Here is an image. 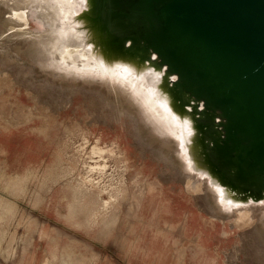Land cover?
Listing matches in <instances>:
<instances>
[{
    "label": "rangeland",
    "instance_id": "1",
    "mask_svg": "<svg viewBox=\"0 0 264 264\" xmlns=\"http://www.w3.org/2000/svg\"><path fill=\"white\" fill-rule=\"evenodd\" d=\"M39 1L12 23L0 6V264H264V223L231 227L209 191L186 190L183 132L141 115L133 76L115 91L54 63L80 1Z\"/></svg>",
    "mask_w": 264,
    "mask_h": 264
},
{
    "label": "water",
    "instance_id": "2",
    "mask_svg": "<svg viewBox=\"0 0 264 264\" xmlns=\"http://www.w3.org/2000/svg\"><path fill=\"white\" fill-rule=\"evenodd\" d=\"M69 24L96 63L154 80L227 204L264 202V0H87Z\"/></svg>",
    "mask_w": 264,
    "mask_h": 264
},
{
    "label": "bare ground",
    "instance_id": "3",
    "mask_svg": "<svg viewBox=\"0 0 264 264\" xmlns=\"http://www.w3.org/2000/svg\"><path fill=\"white\" fill-rule=\"evenodd\" d=\"M39 1V0H38ZM44 0H41V2L43 3ZM48 1V0H46ZM53 0H51L52 2ZM80 1V0H79ZM22 2H24V0H0V6H8V7H11V9L14 8V10H12L11 12V15L9 16H6V18H4L3 22H1L2 20H0L1 23H9L11 22L12 20L13 21H18V17L20 18V20H23L24 19V15L22 14V7L20 8L19 6H21ZM28 2V0H27ZM31 2V1H30ZM35 2V1H33ZM40 2V1H39ZM50 2V1H49ZM54 2V1H53ZM29 3V2H28ZM66 3V4H65ZM31 4V3H30ZM33 4V3H32ZM49 4V3H47ZM52 4V3H51ZM64 9H67V8H70L74 5L73 1L72 0H64ZM46 5V4H45ZM44 5V6H45ZM55 6V5H54ZM51 9H53V7ZM26 7V5L24 6ZM6 8V7H5ZM46 8V7H45ZM57 8V7H56ZM27 9V8H26ZM55 9V8H54ZM44 10V9H43ZM49 11L51 12L52 10L49 9ZM55 11V10H54ZM64 11V10H63ZM47 11V13H50ZM53 12V11H52ZM56 12V11H55ZM54 12V14H56ZM9 13V12H8ZM7 13V14H8ZM41 13V12H40ZM13 14V15H12ZM42 14V13H41ZM45 14V12L43 13V15ZM58 14V13H57ZM49 15V14H48ZM47 15V16H48ZM50 16H54V15H50ZM16 17V18H15ZM46 17V16H44ZM3 18V17H1ZM49 19V18H48ZM47 19V20H48ZM12 23V22H11ZM17 24V23H15ZM21 24V23H20ZM23 24H26V22ZM2 25V24H1ZM5 25V24H4ZM27 25V24H26ZM14 29V27H11ZM16 28V27H15ZM20 28V27H19ZM23 28V27H21ZM7 29H10V28H7ZM7 29H5V31H7ZM12 29V30H13ZM11 30V29H10ZM17 30V28H16ZM5 31L3 32L5 34ZM20 31V30H19ZM53 31V30H51ZM11 32V31H10ZM23 33H27L29 34L30 32L28 31L27 28H23ZM46 33V32H45ZM50 33V32H48ZM52 33V32H51ZM3 34V36H4ZM9 33L7 32V36ZM22 34V33H21ZM39 33H37L38 35ZM16 35V34H14ZM76 35L78 38V33L74 34ZM13 36V35H12ZM20 36V35H19ZM40 36V35H39ZM37 36V37H39ZM43 36V34L41 35V37ZM47 36V35H46ZM50 36V35H48ZM35 37V36H34ZM33 37V38H34ZM3 38V37H2ZM7 38V37H6ZM44 38V37H42ZM38 39V38H36ZM41 39V38H40ZM47 39H50V38H47ZM52 39V38H51ZM1 40V39H0ZM39 40V39H38ZM37 40V41H38ZM54 41L56 40H60V39H56L53 38ZM80 38L78 39V41H75L73 43H70V44H66L65 48L64 49H68L69 50V54L68 56H65L64 55V50L62 51H54L56 52L55 56H57V61L54 60V63H60V61L63 59L65 60V66L64 64H62L64 66V68L66 69H70V65H75L76 67H83L84 70H87L89 68H91L94 64H96L95 61H93V59L90 57V55H88V52L86 51H78L77 48L81 45L80 42H79ZM4 41V40H3ZM35 41V40H34ZM62 41V40H61ZM45 42V40H44ZM46 42H49V41H46ZM32 43V42H31ZM35 43V42H34ZM50 43V42H49ZM54 43V42H53ZM3 44V43H2ZM37 44V43H36ZM42 44V43H41ZM46 44V43H45ZM55 45L58 44V41H56L54 43ZM53 44L52 47H55ZM63 44V43H62ZM4 45V44H3ZM2 45V46H3ZM64 45V44H63ZM5 46V45H4ZM40 46V45H39ZM38 46V47H39ZM42 46V45H41ZM45 46V45H43ZM58 47V45H56ZM60 46H62L60 44ZM30 47V46H29ZM34 47V45L32 46ZM37 47V45H36ZM35 47V48H36ZM64 47V46H63ZM44 48V47H42ZM59 48V47H58ZM41 49V48H40ZM53 49V48H52ZM51 49V50H52ZM60 49V48H59ZM63 49V48H62ZM36 50V49H35ZM42 50V49H41ZM54 50H57V49H54ZM47 51V50H46ZM6 55H7V58L6 59H9L8 57H10L11 55L8 53V51L6 50ZM48 53V52H47ZM54 55V53H53ZM48 57V55H46ZM50 56V55H49ZM70 57V59H69ZM52 59V57L50 58ZM54 59V58H53ZM3 60V59H2ZM5 64V60H3ZM11 61V60H10ZM60 66V65H59ZM58 67V66H57ZM56 67V68H57ZM61 67V66H60ZM49 69V68H48ZM63 68H61L62 70ZM60 70V71H61ZM52 71V70H51ZM62 72V71H61ZM65 72V70L63 71ZM62 72V73H63ZM132 76V75H131ZM130 76V77H131ZM130 77L128 79H130ZM114 80V79H113ZM132 81L133 84H136L138 87H139V90H142L143 93H145V95L143 97H141V99H146L145 101H149V100H155V98H158L157 94L154 92V80L153 79H149V78H146L144 77L143 79H135V78H132L130 79ZM116 82L113 84V89L115 91H119L117 89V80H115ZM117 99V98H116ZM119 100V98H118ZM144 105L143 108H142V114H144L145 116H148V122L152 121V123H157V124H160L161 122H163V125H168L167 128L169 127V125L171 126H175V128H180V130H178L177 132H183L182 135L184 134V128L186 125H182V123L176 118L175 122H171V116L172 113L169 112H165L163 109L159 108V106L157 105H152L151 108L150 106L147 104V103H144L142 102ZM121 111V110H120ZM140 115V114H139ZM145 116L144 119H145ZM141 118V117H140ZM146 121V120H145ZM149 124V123H148ZM159 127H162L164 128L165 126H159ZM153 128V127H152ZM155 128V127H154ZM153 128V129H154ZM174 128V129H175ZM188 128V127H187ZM185 128V129H187ZM152 129V130H153ZM159 128L157 127V130ZM169 129V128H168ZM171 129V128H170ZM173 129V128H172ZM171 129V130H172ZM156 130V128H155ZM176 130V129H175ZM159 131V130H158ZM158 131H156L158 133ZM163 131V129H162ZM160 130V132H162ZM173 131V130H172ZM176 132V131H175ZM164 131L161 133L163 134ZM166 133V132H165ZM181 134V133H180ZM171 135V134H170ZM178 135V134H177ZM177 137V136H176ZM179 140V139H178ZM180 141H178L177 143H179ZM180 144V143H179ZM180 149V153L182 152V154L185 155L184 157V165H183V169L185 168V175H184V185H185V188L186 190H188L189 192H191L192 194H198L204 190H207L211 193L213 199H214V202L216 204V206L220 209V211L224 212L225 214H231V217L228 219L229 221V225L231 227H236L237 229H244V228H247V227H252L256 224H258V222H263L264 223V202L263 203H249V204H243V205H238V206H230L229 204H227L224 200L223 202L221 201V192L220 190L217 188V187H213L209 184V181L206 177H204V175L202 174H199V173H196L195 171H193V169L191 168L190 166V163L188 162L187 160V155H186V151L185 149H183L185 151V153L183 152L182 148H179ZM105 150L97 145H94L91 149V153L92 155L93 154H98L99 156H101V154L104 152ZM94 166V165H93ZM104 190V189H103ZM108 190V189H107ZM111 194V192H110ZM153 198V197H152ZM1 200V199H0ZM104 203H108V201H104ZM213 218V217H212ZM3 220V219H2ZM0 220V221H2ZM7 228V227H6ZM259 231V230H258ZM224 234H229L228 233V230H225L224 231ZM82 259V257H81ZM88 264V263H87Z\"/></svg>",
    "mask_w": 264,
    "mask_h": 264
},
{
    "label": "snow or ice",
    "instance_id": "4",
    "mask_svg": "<svg viewBox=\"0 0 264 264\" xmlns=\"http://www.w3.org/2000/svg\"><path fill=\"white\" fill-rule=\"evenodd\" d=\"M54 3L57 7H59L61 9V11L63 10L64 0H54ZM79 6L86 7L87 6V0H80ZM71 14L75 15V12L73 11ZM65 18H67V17H65ZM61 35L62 36L66 35V33H64L62 31ZM89 47H91V45H89ZM68 54H69V50L64 49V55L68 56ZM69 59H70V57H69ZM60 63L64 64L65 60L62 59L60 61ZM70 67L75 68L76 73L79 75H93V76H99L101 78L111 77L114 80H118L120 82H127L128 78L132 75V69L129 66L119 64V63H117L115 65H106L102 59L98 60V62L96 64H94L88 71H85L83 67H76L75 65H70ZM145 103H147L150 106V108L154 104V105L159 106V108L163 109L165 112L170 111L168 109L166 100H163L160 98H155V100L145 101ZM170 119H171V122H173V123L176 120V118L174 116H171ZM170 131H171V129H170ZM171 134L177 136V139L180 140V147L182 149H184L185 143H184L183 135L182 134L177 135V133L174 131H171ZM223 199H224V197L221 194V201L222 202H223ZM228 203L231 204L232 201H228Z\"/></svg>",
    "mask_w": 264,
    "mask_h": 264
}]
</instances>
